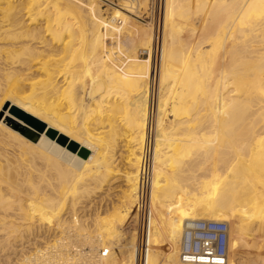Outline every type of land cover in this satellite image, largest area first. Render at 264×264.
Here are the masks:
<instances>
[{
  "label": "bare ground",
  "instance_id": "1",
  "mask_svg": "<svg viewBox=\"0 0 264 264\" xmlns=\"http://www.w3.org/2000/svg\"><path fill=\"white\" fill-rule=\"evenodd\" d=\"M148 1L132 5L142 9ZM158 6L156 38L154 26L152 33L122 14L108 18L94 0H0L1 246L31 231L39 215L90 247L71 255L60 237L33 248L21 264H138L135 229L124 255L108 251L134 217L149 150L153 218L145 264H178L163 258L160 246L179 224L198 239L208 223L255 219L264 228V0ZM120 34L130 39L126 49ZM86 79L100 91L83 107L74 98L85 93ZM35 90L53 100L43 104ZM121 151L127 166L118 207L83 219L77 211L89 207L80 204L114 177ZM55 249L65 253L56 258Z\"/></svg>",
  "mask_w": 264,
  "mask_h": 264
},
{
  "label": "rangeland",
  "instance_id": "2",
  "mask_svg": "<svg viewBox=\"0 0 264 264\" xmlns=\"http://www.w3.org/2000/svg\"><path fill=\"white\" fill-rule=\"evenodd\" d=\"M97 2V4L100 6L102 12L104 15H106L108 18L111 16H114L116 18L117 13L124 15L127 17L133 25H135L137 28L147 29L150 32H152L151 28L153 27V32L156 35V38L159 34V27L156 25L158 24L161 26V7L159 6V12H157V7H155V0H149L147 5H145V8L142 7V9H137L134 5H132L133 0H94ZM124 2L127 3L129 6L134 8V12H129L127 8L124 6ZM126 13V14H125ZM103 29V27H101ZM160 30V36H161ZM152 32V33H153ZM120 34L119 35V41L123 43L124 48H128L130 46V39L127 37V35ZM160 38V37H159ZM138 56L140 58H146L147 52L144 51V49L138 51ZM158 58V55L156 53V59ZM159 60V59H158ZM85 82V80H82ZM87 85H80L81 87H84L85 93H83L82 89L77 90L76 92V98L75 101L77 103H83V107H87L90 105V102L94 100L95 97L99 95V83L93 82L92 80L86 79ZM28 84V83H26ZM153 86V87H152ZM27 87V88H26ZM23 89V93L25 92L24 96L27 94L29 95L30 90L28 85H25ZM150 90V108L151 112L149 116H151V125L155 123L156 120V96L154 93L157 92V85L155 82L151 85ZM156 89V90H155ZM22 91V90H21ZM36 94L40 101L43 102V100L49 101L43 92L39 90ZM83 96L81 95V92ZM156 91V92H155ZM154 92V93H153ZM27 95V96H28ZM0 103L5 100V98L0 94ZM45 96V97H44ZM154 96V97H152ZM3 97V98H2ZM45 99H44V98ZM2 100V101H1ZM53 99H50L52 101ZM154 100V101H153ZM49 101V103H50ZM45 101L43 102V104ZM48 103V102H47ZM153 104V105H152ZM46 105V103H45ZM153 106V107H152ZM4 106H2V110L4 109ZM150 119V117H149ZM155 119V120H154ZM154 121V122H153ZM42 124V123H41ZM44 126V124H43ZM154 128V126H153ZM152 129V127H151ZM153 133V132H152ZM151 134V132H150ZM124 144L121 142V145ZM6 148L11 149L10 147L6 146ZM122 152V151H121ZM119 152V153H121ZM119 155H116L117 160V167L116 171L118 172L116 175V171H114L113 175L114 177L111 178L110 182L108 184H105L102 188V191L95 194L90 198L91 203L87 204V201H84L83 204L80 205H86L89 208L86 209H78L77 213L81 216H84L83 219L88 220L94 214L97 212L103 213L106 216H109L114 212L116 207L119 205V201L121 198V191L125 188L124 186V172L126 171V160H125V152L123 151ZM83 211V212H82ZM62 215V214H61ZM64 217V216H63ZM89 217V218H88ZM33 220L32 223V229L31 231L26 233L24 232L21 239H19V236L13 237L16 238V240H11L12 244L10 246H6V248L1 246L0 243V264H21V261L23 260V257H26L29 251H34L33 248L37 249H44V246L47 244H52L56 240H58L60 237L65 238L64 242L67 244V247H64L65 250H69L71 255H74L75 253H82V254H89L90 247L88 245H85L81 242V240L78 239L75 232H72L68 229H62L60 225H52L47 219L42 218L41 216L37 215ZM134 217L130 218L129 222H127V225H124L123 229V236L121 239H112L113 243L111 245V249L108 251L111 255H124L126 252V249L131 247L132 242L129 241V238L126 236L131 231H134L133 227V220ZM187 220V219H186ZM184 221V220H183ZM129 224V225H128ZM125 226H127L125 228ZM225 230H224V255L225 259L223 263L220 264H264V228L262 226H259V223L257 220H250L246 224L240 225L238 223H231L230 221L225 223ZM179 228L177 229V235L174 237L173 240L166 242H161V251L163 252V258L172 261L173 263L178 264H187L189 262H184L181 257L180 253L190 252L194 251V247L198 244V237L195 235H192L190 228L187 226H183L179 224ZM63 230V232H61ZM135 233V231H134ZM1 235V234H0ZM136 235V234H135ZM70 236V237H69ZM76 236V237H75ZM69 237V238H68ZM1 238V237H0ZM68 238V239H67ZM24 239V240H23ZM22 240V241H21ZM136 240V236H135ZM3 241V240H2ZM17 241V242H16ZM27 241V242H26ZM38 241V242H36ZM1 242V239H0ZM136 242V241H135ZM24 243V244H22ZM44 243V244H43ZM36 244V245H34ZM39 244V245H38ZM72 245H74L72 247ZM124 247V248H123ZM2 248V249H1ZM168 248V249H165ZM56 258H58L59 254L65 253L60 252L58 253L56 249L54 250ZM99 253V251L93 250L94 253ZM53 253V254H54ZM91 253V252H90ZM3 261V262H2ZM8 261V262H7ZM85 262V260H82ZM81 261V262H82ZM54 264V261H48L47 264ZM196 263V262H194ZM196 264H219L216 262H206L205 260H201L200 262Z\"/></svg>",
  "mask_w": 264,
  "mask_h": 264
},
{
  "label": "built area",
  "instance_id": "3",
  "mask_svg": "<svg viewBox=\"0 0 264 264\" xmlns=\"http://www.w3.org/2000/svg\"><path fill=\"white\" fill-rule=\"evenodd\" d=\"M159 0H155V7L159 12ZM120 24V21H116ZM152 160L150 150L145 152V163L140 168L137 186V208L134 212L133 227L136 234L135 249L138 253V264H145V255L149 248V236L152 228L153 211L150 205ZM223 223H208L199 233L200 239L194 247V251L181 252L180 257L184 262H206L223 263L224 255V230ZM106 252L102 251L101 256Z\"/></svg>",
  "mask_w": 264,
  "mask_h": 264
},
{
  "label": "trees",
  "instance_id": "4",
  "mask_svg": "<svg viewBox=\"0 0 264 264\" xmlns=\"http://www.w3.org/2000/svg\"><path fill=\"white\" fill-rule=\"evenodd\" d=\"M15 114L19 117V118H23V120L26 122V123H28V124H31V126H33V128H35V129H38L39 131H42L43 130V125L40 123V122H38L37 120H34V119H32V118H30V117H28V116H26V115H24V114H20V112H15ZM25 117V118H24ZM27 117V118H26ZM36 125H38V126H36Z\"/></svg>",
  "mask_w": 264,
  "mask_h": 264
},
{
  "label": "snow or ice",
  "instance_id": "5",
  "mask_svg": "<svg viewBox=\"0 0 264 264\" xmlns=\"http://www.w3.org/2000/svg\"><path fill=\"white\" fill-rule=\"evenodd\" d=\"M0 115H2V113H0Z\"/></svg>",
  "mask_w": 264,
  "mask_h": 264
}]
</instances>
